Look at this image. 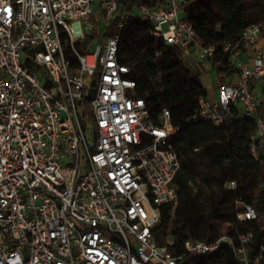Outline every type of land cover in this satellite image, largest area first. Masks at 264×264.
<instances>
[{
	"label": "built area",
	"instance_id": "obj_1",
	"mask_svg": "<svg viewBox=\"0 0 264 264\" xmlns=\"http://www.w3.org/2000/svg\"><path fill=\"white\" fill-rule=\"evenodd\" d=\"M94 1L0 0V264H187L186 254L217 255L225 244L239 264H264V236L250 259L253 233L236 223H226L233 235L187 239L179 252L170 236L156 239L161 209L178 201L180 161L171 144L178 127L167 108L152 116L136 95L119 42L126 24L141 23L175 47L176 58L209 61L217 46L197 39L182 11L188 0L124 13L120 0H101L104 11L92 22ZM116 16L114 34L104 36ZM85 31L93 38L81 47ZM261 39L264 20L223 46L239 77L220 84L214 99L199 97L188 119L221 126L241 107L256 121L255 160L264 150V118L250 84H264ZM261 208L264 227V200ZM257 217L255 207L236 202L237 223Z\"/></svg>",
	"mask_w": 264,
	"mask_h": 264
},
{
	"label": "trees",
	"instance_id": "obj_2",
	"mask_svg": "<svg viewBox=\"0 0 264 264\" xmlns=\"http://www.w3.org/2000/svg\"><path fill=\"white\" fill-rule=\"evenodd\" d=\"M160 0H120V10L134 12L140 4L156 5ZM191 21L195 35L203 46L215 45L209 59L216 69V80L223 84L238 74L230 56L223 51L227 43L240 40L249 24L264 20V0H188L182 5ZM121 16L112 19L104 36H112ZM118 58L131 68L128 78L136 83V95L145 99L152 116L163 107L171 115L178 130L171 144L180 161L175 177L178 201L175 206L161 209V224L156 239H174L172 251H182V243L197 238L194 226L203 218L236 223L239 232L251 231L249 257L253 258L264 236L261 208L264 200V150L259 160L249 152L250 136L256 131V121L235 106L224 115L221 126L212 121H188L195 113L198 98L207 92L200 81V72L190 69L187 62L176 58V48L154 38L148 25L128 23L120 35ZM252 81L250 88H255ZM259 113L264 118V84L260 87ZM252 177V181H246ZM243 180V181H242ZM236 181L234 189L227 183ZM236 202L256 208L255 220L236 221ZM232 204L233 208H229ZM233 235L235 230L227 231ZM187 264H239L228 245L217 255L184 256Z\"/></svg>",
	"mask_w": 264,
	"mask_h": 264
},
{
	"label": "rangeland",
	"instance_id": "obj_3",
	"mask_svg": "<svg viewBox=\"0 0 264 264\" xmlns=\"http://www.w3.org/2000/svg\"><path fill=\"white\" fill-rule=\"evenodd\" d=\"M104 7L101 4V0H95L93 3V14L91 18L89 19L92 22H95L96 14L97 12H103ZM92 31H85L84 38L81 39L80 45L83 46H89L90 42L92 41ZM188 66L191 70L194 72L199 71L200 72V81L203 84V86L206 89H212L213 86L217 82L216 80V69L207 61L202 62L198 58H196L195 55L191 56V59L189 62H187ZM203 64V65H202ZM255 87L253 90L255 93H258V89ZM89 133L92 137V129L90 128ZM90 137V139H92ZM252 177H247L246 181H252ZM243 181V180H242ZM229 208H233L232 204L229 205ZM230 227L226 224V222L218 221L211 219L209 216L201 219L195 226H194V232L197 237L202 239H210L215 236L221 235L228 231Z\"/></svg>",
	"mask_w": 264,
	"mask_h": 264
},
{
	"label": "crops",
	"instance_id": "obj_4",
	"mask_svg": "<svg viewBox=\"0 0 264 264\" xmlns=\"http://www.w3.org/2000/svg\"><path fill=\"white\" fill-rule=\"evenodd\" d=\"M259 45L260 46H262V47H264V39H261L260 41H259ZM249 53H248V51L247 50H245V49H243L242 50V57L244 58V59H246L249 55H248ZM202 62H204L205 63V61H202ZM208 63H210L209 61H207ZM211 64V63H210ZM203 65V64H202ZM238 77H239V73L236 75V76H234V77H229L227 80H226V82H232V81H236L237 79H238ZM225 82V83H226ZM220 84H215V86H213V88L212 89H206L205 87V89H206V92H207V97L208 98H210V99H214L215 97H216V95H217V90H218V86H219ZM261 85H262V83L260 82V81H256V83H255V87H257L256 89H258V93H260V87H261ZM197 237V236H196ZM197 238H199V237H197ZM199 239H202V238H199Z\"/></svg>",
	"mask_w": 264,
	"mask_h": 264
},
{
	"label": "water",
	"instance_id": "obj_5",
	"mask_svg": "<svg viewBox=\"0 0 264 264\" xmlns=\"http://www.w3.org/2000/svg\"><path fill=\"white\" fill-rule=\"evenodd\" d=\"M95 83L93 82L92 85H94ZM94 88L91 89V92H90V95H89V98L92 99L93 98V95H94Z\"/></svg>",
	"mask_w": 264,
	"mask_h": 264
}]
</instances>
